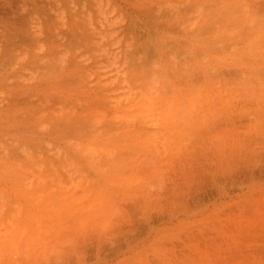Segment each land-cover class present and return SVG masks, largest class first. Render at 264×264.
<instances>
[{
	"label": "rangeland",
	"instance_id": "374dc122",
	"mask_svg": "<svg viewBox=\"0 0 264 264\" xmlns=\"http://www.w3.org/2000/svg\"><path fill=\"white\" fill-rule=\"evenodd\" d=\"M0 264H264V0H0Z\"/></svg>",
	"mask_w": 264,
	"mask_h": 264
},
{
	"label": "bare ground",
	"instance_id": "6f19581e",
	"mask_svg": "<svg viewBox=\"0 0 264 264\" xmlns=\"http://www.w3.org/2000/svg\"><path fill=\"white\" fill-rule=\"evenodd\" d=\"M107 37H110V32L109 31H106V33H102V38H107ZM51 76L53 77L54 73H51ZM87 154H90V152L87 153ZM84 157L86 158L85 161L90 162L91 159H92V154L89 157H86V156H84Z\"/></svg>",
	"mask_w": 264,
	"mask_h": 264
},
{
	"label": "snow or ice",
	"instance_id": "6c2138e0",
	"mask_svg": "<svg viewBox=\"0 0 264 264\" xmlns=\"http://www.w3.org/2000/svg\"><path fill=\"white\" fill-rule=\"evenodd\" d=\"M44 129H42V131H43Z\"/></svg>",
	"mask_w": 264,
	"mask_h": 264
}]
</instances>
